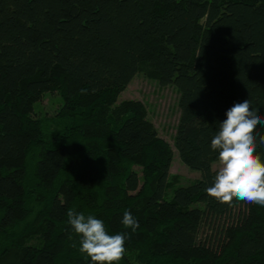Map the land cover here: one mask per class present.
<instances>
[{
  "label": "trees",
  "instance_id": "1",
  "mask_svg": "<svg viewBox=\"0 0 264 264\" xmlns=\"http://www.w3.org/2000/svg\"><path fill=\"white\" fill-rule=\"evenodd\" d=\"M138 73L179 91L189 184L146 106L119 101ZM51 91L49 132L35 105ZM247 98L264 118V0H0V264H92L72 208L128 234L117 264H264V206L205 191L218 122Z\"/></svg>",
  "mask_w": 264,
  "mask_h": 264
},
{
  "label": "clouds",
  "instance_id": "2",
  "mask_svg": "<svg viewBox=\"0 0 264 264\" xmlns=\"http://www.w3.org/2000/svg\"><path fill=\"white\" fill-rule=\"evenodd\" d=\"M247 98L235 102L226 111V119L218 122V130L211 140V149L218 151L220 167L211 187L205 191L222 204L231 205L233 200L264 206V160L256 154V129L264 127L259 109L251 107ZM264 145V135L259 136ZM68 224L79 237V251L90 258L92 264H117L125 253L127 233L110 235L104 222L93 215L77 212L66 213ZM125 228L134 232L138 221L125 210L121 221ZM72 247H77L74 241Z\"/></svg>",
  "mask_w": 264,
  "mask_h": 264
},
{
  "label": "rangeland",
  "instance_id": "3",
  "mask_svg": "<svg viewBox=\"0 0 264 264\" xmlns=\"http://www.w3.org/2000/svg\"><path fill=\"white\" fill-rule=\"evenodd\" d=\"M179 97L180 94L175 85L163 86L145 73H138L119 95V101L124 99L141 101L146 106L148 118L155 124L159 135L170 143L174 153L170 179L177 177L174 186L186 185L201 177L199 170L191 169L183 163L174 146V135L180 117ZM62 104V98L58 92L51 91L47 92L35 105V115L44 121L49 132L54 128L53 118ZM212 166L218 171L219 160H215ZM171 195L172 191H169V196Z\"/></svg>",
  "mask_w": 264,
  "mask_h": 264
}]
</instances>
